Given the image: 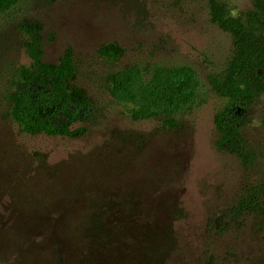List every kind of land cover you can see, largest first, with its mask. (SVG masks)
<instances>
[{"label":"rangeland","instance_id":"1","mask_svg":"<svg viewBox=\"0 0 264 264\" xmlns=\"http://www.w3.org/2000/svg\"><path fill=\"white\" fill-rule=\"evenodd\" d=\"M233 16L254 0H220ZM45 62L72 49L70 88L94 106L76 137L30 136L11 116L16 70L30 65L22 25ZM232 37L207 0H22L0 18V264H264V96L241 130L253 163L218 146L226 101L210 76ZM114 45V61L100 51ZM189 67L197 88L172 118L135 122L107 78L129 67ZM253 207L235 208L255 196Z\"/></svg>","mask_w":264,"mask_h":264},{"label":"trees","instance_id":"2","mask_svg":"<svg viewBox=\"0 0 264 264\" xmlns=\"http://www.w3.org/2000/svg\"><path fill=\"white\" fill-rule=\"evenodd\" d=\"M22 0H0V18L14 10ZM212 22L232 37V57L226 69L210 76L212 91L226 101L225 108L215 118L219 131L218 146L234 155L244 167L253 163L246 149L241 130L246 116L264 96V0H254L253 9L233 16L229 6L220 0H207ZM25 50L30 65L20 66L12 80L10 93L11 116L22 133L36 136L76 137L78 124L93 119L94 106L89 97L69 83L76 74L72 49H67L56 65L44 61L42 36L35 24L22 25ZM100 54L118 60L123 51L111 45ZM198 84L189 67L156 68L151 73L133 66L111 74L107 90L120 104L132 108L135 122L164 117L165 125L173 127V116L191 101ZM243 200L234 210L243 214L254 206L258 197Z\"/></svg>","mask_w":264,"mask_h":264}]
</instances>
